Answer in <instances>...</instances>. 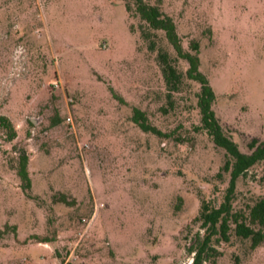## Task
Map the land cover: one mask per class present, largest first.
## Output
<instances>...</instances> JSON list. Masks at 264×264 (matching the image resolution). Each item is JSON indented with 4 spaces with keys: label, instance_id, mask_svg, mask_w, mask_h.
I'll use <instances>...</instances> for the list:
<instances>
[{
    "label": "rangeland",
    "instance_id": "obj_1",
    "mask_svg": "<svg viewBox=\"0 0 264 264\" xmlns=\"http://www.w3.org/2000/svg\"><path fill=\"white\" fill-rule=\"evenodd\" d=\"M161 4L186 48L199 40L217 115L250 151L264 138V0ZM131 23L125 0H0V112L18 133L0 131V264H191L202 199L220 203L229 183L224 149L196 129L200 83L170 102ZM134 106L163 133L142 129ZM259 194L264 160L238 179L234 206ZM216 246L204 264H264V242L232 231Z\"/></svg>",
    "mask_w": 264,
    "mask_h": 264
},
{
    "label": "trees",
    "instance_id": "obj_2",
    "mask_svg": "<svg viewBox=\"0 0 264 264\" xmlns=\"http://www.w3.org/2000/svg\"><path fill=\"white\" fill-rule=\"evenodd\" d=\"M126 9L137 23H131L132 28H138L141 38L151 51H156L157 61L160 65L168 100L175 93L183 89L188 80L200 83L196 90L197 107L200 111V122L197 130L207 132L216 145L224 149L225 160L218 171L222 176L229 173V183L220 203L203 198L199 213L194 217L204 229L198 231L190 251L194 253L191 264H204L207 257L218 250L216 244L221 240L228 241L234 234L249 238L251 246L256 247L264 242V194L256 195L245 206L235 207L237 181L247 174L248 170L264 160V138L253 136L248 142L250 151L243 150L234 139L227 126L220 120L215 110L217 93L207 74L200 68V42L193 38L190 48L183 44L174 17L166 12L161 0H125ZM185 60L188 67L184 68L180 62ZM115 95H118L114 91ZM120 99L122 96L118 95ZM165 108V107H164ZM166 110V108H165ZM133 119L146 131L163 133L154 125L146 110L134 106ZM0 131L6 133L7 139L17 136V129L11 118L0 112ZM29 155L25 150L20 151L18 173L25 186L31 185V176L28 169ZM58 199L68 201L65 193H60ZM0 227V235L4 233ZM67 264H72L68 262Z\"/></svg>",
    "mask_w": 264,
    "mask_h": 264
}]
</instances>
